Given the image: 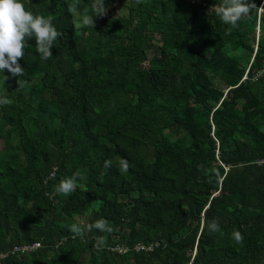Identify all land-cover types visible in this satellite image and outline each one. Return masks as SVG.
Returning a JSON list of instances; mask_svg holds the SVG:
<instances>
[{"label": "trees", "instance_id": "obj_1", "mask_svg": "<svg viewBox=\"0 0 264 264\" xmlns=\"http://www.w3.org/2000/svg\"><path fill=\"white\" fill-rule=\"evenodd\" d=\"M22 2L63 35L0 73V253L41 243L0 264H264V15L258 40L256 10L233 28L220 0Z\"/></svg>", "mask_w": 264, "mask_h": 264}, {"label": "clouds", "instance_id": "obj_2", "mask_svg": "<svg viewBox=\"0 0 264 264\" xmlns=\"http://www.w3.org/2000/svg\"><path fill=\"white\" fill-rule=\"evenodd\" d=\"M93 8L96 10L95 18L103 17L107 13L105 0H95ZM256 10L258 14L264 13V6L257 7L250 0H220L219 4H214L210 9L225 25H230L235 28L239 22ZM95 19L89 17L85 23L94 25ZM63 35L54 26L51 17L45 18L43 15L34 14L25 8L22 0H0V73L7 70L12 77H22L25 69L22 68L19 61L24 59L25 48L28 46V41L35 39L36 52L43 61H48L53 58L52 49L56 41ZM4 80L8 79L3 75ZM21 86V80H18ZM23 83H26L23 82ZM11 101L7 97L0 95V106L7 105ZM112 161L107 160L104 163L105 168H110ZM118 170L123 174L129 171L130 164L125 158H117ZM79 171H76L70 177L62 179L55 187L58 194L68 196L75 192L77 181L83 179ZM88 230L93 228L100 233H110L112 228L109 222L100 218L94 223L89 224ZM210 233L220 231L218 220L214 219L207 224ZM69 231L74 234V237H83V229L76 223L69 227ZM232 238L237 243H242L243 237L239 231H233ZM106 245V237L103 235L96 237L94 247L98 250Z\"/></svg>", "mask_w": 264, "mask_h": 264}, {"label": "built area", "instance_id": "obj_3", "mask_svg": "<svg viewBox=\"0 0 264 264\" xmlns=\"http://www.w3.org/2000/svg\"><path fill=\"white\" fill-rule=\"evenodd\" d=\"M189 1H191L192 4H201L202 3L201 0H196V1L195 0H193V1L192 0H189ZM261 6H264V0L262 1V4L260 5V7ZM263 15H264V13H260L259 14L258 27H257V29H258V33H257L258 36L260 35V31H261L260 24H261V18L263 17ZM260 163L261 164H264V160L261 161ZM40 247H41V243H39V242H36V243H34L32 245L16 246L9 253H4V252L0 253V262L3 259H5L6 257H8L9 255H17V254L20 255V254H25V253H28V252H33V251H36L37 249H39ZM137 249L138 250H145L146 247L145 246H142V245H138L137 246ZM149 249H152V247H150ZM117 251L119 253H121V254H124V253L127 252V249L118 247L117 248Z\"/></svg>", "mask_w": 264, "mask_h": 264}, {"label": "rangeland", "instance_id": "obj_4", "mask_svg": "<svg viewBox=\"0 0 264 264\" xmlns=\"http://www.w3.org/2000/svg\"><path fill=\"white\" fill-rule=\"evenodd\" d=\"M193 1V0H192ZM196 1V0H195ZM116 8H120V4L118 3V4H116V6H115ZM77 26L78 27H80V26H82V22L81 21H77ZM260 36V35H259ZM258 36V34H257V38L259 37ZM4 147V142H3V140H0V150L2 149Z\"/></svg>", "mask_w": 264, "mask_h": 264}, {"label": "water", "instance_id": "obj_5", "mask_svg": "<svg viewBox=\"0 0 264 264\" xmlns=\"http://www.w3.org/2000/svg\"><path fill=\"white\" fill-rule=\"evenodd\" d=\"M258 40H259V37H258Z\"/></svg>", "mask_w": 264, "mask_h": 264}]
</instances>
